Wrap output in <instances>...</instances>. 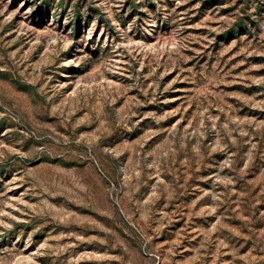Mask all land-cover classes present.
Here are the masks:
<instances>
[{
  "label": "rangeland",
  "instance_id": "1",
  "mask_svg": "<svg viewBox=\"0 0 264 264\" xmlns=\"http://www.w3.org/2000/svg\"><path fill=\"white\" fill-rule=\"evenodd\" d=\"M0 264H264V0H0Z\"/></svg>",
  "mask_w": 264,
  "mask_h": 264
}]
</instances>
